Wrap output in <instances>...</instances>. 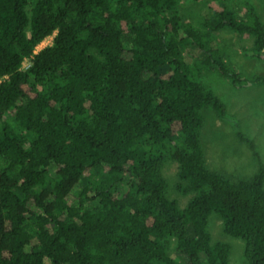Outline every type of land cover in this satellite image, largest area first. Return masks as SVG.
<instances>
[{
  "label": "trees",
  "instance_id": "trees-1",
  "mask_svg": "<svg viewBox=\"0 0 264 264\" xmlns=\"http://www.w3.org/2000/svg\"><path fill=\"white\" fill-rule=\"evenodd\" d=\"M178 1L0 0V264H229L213 213L246 264H264L255 142L237 128L258 164L238 180L207 167L201 142L204 110L229 119L202 81L210 69L235 88L264 84L230 63L217 32L252 37L264 60V23L250 1L240 18L216 0L196 25ZM168 161L194 194L185 208L167 195Z\"/></svg>",
  "mask_w": 264,
  "mask_h": 264
},
{
  "label": "rangeland",
  "instance_id": "rangeland-1",
  "mask_svg": "<svg viewBox=\"0 0 264 264\" xmlns=\"http://www.w3.org/2000/svg\"><path fill=\"white\" fill-rule=\"evenodd\" d=\"M244 1H250L256 7L264 23V0H227L235 7L240 18L246 17L243 7ZM216 0H179L177 7L180 14L188 21L199 25L211 13V7ZM220 46L230 63L240 69L246 76L264 75V60L253 58L249 50L253 45V38L243 36L232 29L217 32ZM53 37H47L37 46L35 52L51 45ZM128 44V43H127ZM30 64L25 60L23 67ZM204 84L222 99L226 105L229 119H221L211 109L204 110L205 125L201 131V142L205 152V163L211 170H216L232 180L247 179L258 168L257 160L250 148L236 137V130L240 128L255 144L264 161V84L248 85L241 88L232 86L229 79L210 69L203 77ZM179 165L168 161L163 169V175L168 182L167 195L177 200L181 208H185L194 196L193 193L182 194L177 190ZM81 185L73 190L71 197L79 193ZM211 241H222L231 246L229 264H246L244 255L245 243L240 238L227 235L223 231V219L213 213L209 219ZM174 255L178 256L173 252Z\"/></svg>",
  "mask_w": 264,
  "mask_h": 264
}]
</instances>
